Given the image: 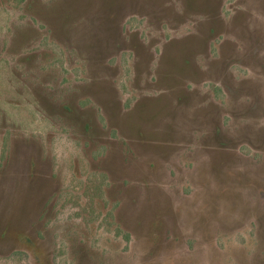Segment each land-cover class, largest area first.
<instances>
[{"label": "rangeland", "instance_id": "1", "mask_svg": "<svg viewBox=\"0 0 264 264\" xmlns=\"http://www.w3.org/2000/svg\"><path fill=\"white\" fill-rule=\"evenodd\" d=\"M0 264H264V0H0Z\"/></svg>", "mask_w": 264, "mask_h": 264}]
</instances>
